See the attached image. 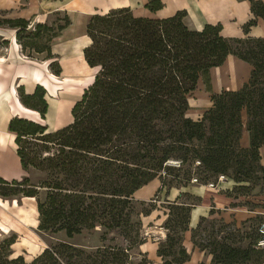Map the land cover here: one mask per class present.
Returning <instances> with one entry per match:
<instances>
[{"label":"trees","instance_id":"obj_1","mask_svg":"<svg viewBox=\"0 0 264 264\" xmlns=\"http://www.w3.org/2000/svg\"><path fill=\"white\" fill-rule=\"evenodd\" d=\"M250 2L253 18L243 25L244 37L223 36L221 24L190 29L184 22L185 10L149 18L122 7L88 18L84 34L90 44L83 57L90 68H96L93 80L74 103L72 122L60 129L48 131L19 117L10 120L22 168L38 171L43 178L37 182L28 176L0 178V197L35 198L38 232L50 236L63 232L71 239L100 228L101 244L85 250L56 241L28 262L13 255L16 235L12 234L0 242V264H132V250L143 243L136 217L154 209L148 204L149 208L137 211L134 193L154 179L160 187L153 201L161 193L168 196L172 188L206 185L219 176L234 183L223 192L227 197L248 196L253 185H260L264 193L260 163L264 37L247 35L264 17V2ZM162 5L161 0H148L145 7L156 11ZM62 17L51 25L31 26L29 20L0 14V28L16 30L21 51L55 59L50 42L71 24L66 14ZM43 38L49 45L40 47L37 41ZM228 55L250 64L248 81L239 90L212 94V106L200 119L187 117L188 96L198 80L203 78L209 85L210 68L220 66ZM50 69L55 75L61 72L56 60ZM44 94L41 86L31 95L19 91L22 104L42 118L47 111ZM244 128L247 146L240 142ZM166 203L167 234L156 249L161 264L190 260L183 244L187 231L193 246L210 257L208 263L199 264H264V214L249 217L238 227L235 222L211 219L212 209L190 229L191 211L200 197L182 191ZM114 235L120 244L112 243ZM147 263L146 258L139 262Z\"/></svg>","mask_w":264,"mask_h":264},{"label":"crops","instance_id":"obj_2","mask_svg":"<svg viewBox=\"0 0 264 264\" xmlns=\"http://www.w3.org/2000/svg\"><path fill=\"white\" fill-rule=\"evenodd\" d=\"M261 1L264 2V0ZM161 2L163 4L162 8L156 11H150L145 7L148 0H0V14H4L6 18H23L29 20L31 26L37 23L51 25L53 23L51 17L56 13L66 14L71 21V24L50 42L51 53L55 59H46L43 57L38 60L27 57L25 52L21 51L20 45L16 42V31L14 29L0 28V36L6 37L5 39L9 41V45L0 51L1 179L12 181L21 180L23 177L28 176L33 182L39 180L34 181L32 179V175H39L38 171L29 170L27 172L22 168L20 158L17 154V144L15 142L16 133L9 130V122L12 118L19 117L36 122L42 126H46L48 131H55L72 122L71 115L68 123L55 124L53 127H50L47 124V115L53 104L56 105L57 114L59 113L61 110L60 106L62 105L60 104L62 102L60 98L66 96L71 91V85L75 83L72 80L79 81L81 79L76 76L82 70L83 63L86 64L83 57V49L90 44V40L84 34V29L91 15L96 13L104 14L111 9L129 7L134 16L166 18L174 15L177 11L185 10L186 16L184 22L190 29L199 30L205 24H221V34L225 37H244L243 25L253 18L250 0H161ZM5 32L11 33L7 36L3 34ZM247 35L250 37H264V17L257 19L256 25L250 28ZM54 60L60 65L61 72L59 75L53 74L50 69V65ZM86 66L90 68L87 64ZM90 69L96 73V68ZM73 70L77 72L76 76L73 75ZM250 72V64L234 55H228L220 66L210 68L209 85L206 84L203 78L198 80L196 89L188 96L189 107L186 111V116L193 120L200 119L204 112L212 106V94L239 90L248 81ZM50 74L55 75L60 80L56 81L48 77ZM93 77L87 86L91 84ZM37 86H41L45 91L44 99L47 103V111L44 118L41 117L37 110L24 106L19 97V91L31 95ZM75 101L72 99V104ZM240 142L243 146H247L248 135L246 131H243ZM156 180L158 183L155 182ZM148 186L151 187L149 188L150 193L144 192L143 190L145 189L144 187ZM204 186L201 184H192L188 188H172L168 193V200L176 199L182 191H188L200 197V203L193 207L191 211L190 228L196 225L199 217L206 216L204 212H206V208H208L210 202L213 203L217 210L220 209L219 205L231 206L237 203V199L227 197L222 191L220 192L216 188H211V192L209 190H203ZM144 187L134 193L135 199L145 200L150 196L152 190H155L149 199L153 198L160 187V182L158 179H154ZM0 203L6 207L12 206L13 204L22 207L26 203L34 206L33 209L36 215V223L34 225H21L22 230L15 231L0 223L2 227L7 229L4 232L0 226V232L7 233L10 230L15 232L13 234L16 235V241L11 245L13 255H21L26 261H31L45 247L28 259H26L24 252L15 254L13 247L17 244L16 233L24 234L28 237L30 230L28 228H33L38 231L39 221L35 198L20 197L4 199L0 197ZM3 205L0 204V207H3ZM198 208L200 209L198 211L197 221L191 224L196 215L195 210ZM211 208L213 209L212 205ZM210 209L206 213L207 215ZM0 211H2V208H0ZM18 211L20 214H18L17 221L22 218L26 219L27 211L25 208ZM13 213L12 215L17 217V212Z\"/></svg>","mask_w":264,"mask_h":264},{"label":"rangeland","instance_id":"obj_3","mask_svg":"<svg viewBox=\"0 0 264 264\" xmlns=\"http://www.w3.org/2000/svg\"><path fill=\"white\" fill-rule=\"evenodd\" d=\"M62 16H63L62 13L53 14V16L51 17L52 18L51 21L54 22L58 18L62 19L63 18ZM10 33L11 32L9 33L5 32L3 34L8 36V34L10 35ZM5 38L6 37L0 36V51L3 50L4 47L9 45V41L6 42L5 40L7 39ZM37 42L40 47L49 45V42H47L45 38L38 40ZM76 52L78 53V51ZM25 54L27 55V57H31V58L38 59V60L42 59L45 56V54L43 53H36L35 51H32V50H30V52L26 50ZM83 64H84L83 68L81 71H79L78 76H76L77 72H75L74 70L72 72L74 76L81 78V79L79 81L72 80L75 83H72L71 91L66 96H62L60 98V101L62 102L60 101L59 102L62 105L60 106L61 110L59 111V113L57 114L55 104L51 106L48 112V115H47V124L50 127H53L55 124H66L69 122L71 118L72 106L74 105L71 102L72 99L77 101L78 97H81L84 90L88 87L87 85L91 81L95 71L88 68L85 63ZM53 80L57 81V80H60V78L53 79ZM85 86L87 87L85 88ZM52 92L54 93L53 90ZM56 95L58 96V94ZM243 131H246L245 128L243 129ZM260 155H261L260 163L264 165V146H262V148L260 149ZM175 163H176V166H178L177 162H173V164ZM32 177H33L32 179L36 181L37 179L41 180L43 178V175L39 172V175L38 174L32 175ZM155 182L158 183L157 180ZM210 182L218 184V187L216 189H218L220 192L221 191L224 192L227 188L229 189L234 185L233 181L230 178H225V177L222 180H219L218 178L216 182L212 179ZM144 188H145L143 189L144 192H147V193L151 192L149 189L151 187L148 186ZM203 190H206V191L209 190L211 192V187H209L206 184V186L203 187ZM153 191L155 190H152V193L150 194V196L146 198L145 200L138 199L136 201L137 211H140L145 208L146 209L149 208L150 206L148 204H153L154 209L147 216L140 214L139 216L137 215L136 217V219L141 222L140 238L143 240V243L132 250L131 252L132 264H139V262H141L144 258L147 259L148 261L147 264H161L162 262V259L156 255L155 250L158 247V244L164 241L165 236L167 234V231L165 230V228H163V223L167 217V215L164 214V207L167 204L166 200H168V196H166L165 194H160L157 200L153 201L154 198L149 199L153 195L154 193ZM169 198H170V195H169ZM0 204L3 205L2 203ZM211 205L214 211V214L212 216L211 215L209 216L211 219L223 220V222L225 223L235 222L236 225L239 227L240 223L243 220L249 217H254L256 214H264V193L260 185H253L248 196L240 197L237 199V203L235 204V207H232V205L231 206L230 205H222V206L219 205L220 209L217 210L215 209V206L213 205V203L210 202L208 208H206L207 209L206 212H204L205 213L204 215H207L206 213L210 209ZM33 207L34 206L29 205L27 203L22 207L16 204H13L12 206H8V207L3 205V207H0L2 208V211H0V223H2L3 225L7 226L10 229L12 228V230H15V231L22 230L21 225H28V224L34 225L36 223V220H35L36 215H35ZM23 208H25V210L27 211L26 219L22 218L19 221H17L18 214H20L18 210L23 209ZM199 209L200 208L195 210L196 215L193 218V221L191 222V224H194L197 221ZM210 210H212V208ZM13 212L14 213L17 212L16 213L17 217L12 215ZM2 224L0 225L1 228H3ZM28 229H30L28 237L25 236L24 234L16 233L17 234V244L14 245L13 247L15 254L24 252L26 259H28L29 257H33L43 247H46L49 243H54L56 241H68L72 243L73 245L83 248L85 250H92L101 244L100 228H97L90 232L83 231L81 234L75 235L71 239L66 238L63 232H60L54 236H50V235L38 232L36 229H33V228H28ZM209 230L210 229L208 227L207 230L201 231V236L206 235ZM263 231H264V227H263ZM13 233L15 232L11 230L8 231L7 233L0 232V242L3 239L11 236ZM114 237H115V240L112 243L120 244L121 239H119L117 235H114ZM183 244L185 248L187 249V251L190 253V260L186 262L185 264H199L201 262L208 263L210 261V258L209 256L206 255V253L199 251L198 248L193 246L190 240V232L188 231L184 234Z\"/></svg>","mask_w":264,"mask_h":264},{"label":"built area","instance_id":"obj_4","mask_svg":"<svg viewBox=\"0 0 264 264\" xmlns=\"http://www.w3.org/2000/svg\"><path fill=\"white\" fill-rule=\"evenodd\" d=\"M224 177L223 176H219V180H222ZM197 182V180L196 179H193L192 180V183H196ZM209 187H211V188H217V184H215V183H208L207 184Z\"/></svg>","mask_w":264,"mask_h":264},{"label":"bare ground","instance_id":"obj_5","mask_svg":"<svg viewBox=\"0 0 264 264\" xmlns=\"http://www.w3.org/2000/svg\"><path fill=\"white\" fill-rule=\"evenodd\" d=\"M48 77H50V78H52V79H57V77H55V75H53V74H50ZM44 87H45V86H44ZM3 231L6 232L7 229H5V228L3 227Z\"/></svg>","mask_w":264,"mask_h":264}]
</instances>
